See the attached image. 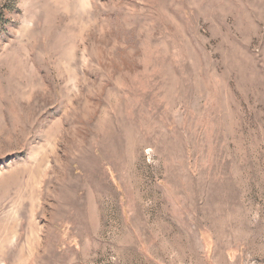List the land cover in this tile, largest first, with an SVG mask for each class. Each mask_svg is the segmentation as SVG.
I'll use <instances>...</instances> for the list:
<instances>
[{
	"label": "rangeland",
	"instance_id": "374dc122",
	"mask_svg": "<svg viewBox=\"0 0 264 264\" xmlns=\"http://www.w3.org/2000/svg\"><path fill=\"white\" fill-rule=\"evenodd\" d=\"M0 264H264V0H0Z\"/></svg>",
	"mask_w": 264,
	"mask_h": 264
}]
</instances>
